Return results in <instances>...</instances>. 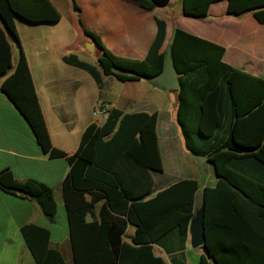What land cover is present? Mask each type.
<instances>
[{
	"label": "trees",
	"instance_id": "1",
	"mask_svg": "<svg viewBox=\"0 0 264 264\" xmlns=\"http://www.w3.org/2000/svg\"><path fill=\"white\" fill-rule=\"evenodd\" d=\"M132 1L152 9L169 0ZM214 1L181 0V13L204 16ZM73 8L79 12L74 1ZM246 11L264 22V0H226L225 14ZM14 15L27 22H54L59 13L48 0H0V75L11 69L0 90L25 119L42 153L66 156L51 146L21 51L11 67L9 42L19 45ZM78 22L88 41L102 48L96 57L101 74L124 81L161 70L162 20L155 19L156 32L143 58L113 53L79 17ZM167 45L179 83L175 121L184 147L209 161L216 176L214 186L200 191L204 253L195 264H264V78L224 63L221 46L180 28H173ZM63 60L94 73L84 62ZM154 127V113L110 107L101 123L83 129L76 149L66 156L69 168L60 187L72 264H166L151 244L173 234L177 244L163 246L164 251L183 247L198 184L182 179L149 193V170L161 169ZM0 189L32 199L52 220L55 202L46 184L19 181L4 169ZM127 225L132 232L124 241ZM20 232L35 264H67L49 245L47 229L26 224Z\"/></svg>",
	"mask_w": 264,
	"mask_h": 264
},
{
	"label": "crops",
	"instance_id": "2",
	"mask_svg": "<svg viewBox=\"0 0 264 264\" xmlns=\"http://www.w3.org/2000/svg\"><path fill=\"white\" fill-rule=\"evenodd\" d=\"M48 1L59 13V19L27 22L13 18L19 45L9 44L11 67L19 51L25 58L51 146L65 152L66 156L72 154L81 132L93 122L90 111L95 102H105L128 113H154L161 169L149 170V193L153 195L177 180L193 179L198 184L193 208L198 207L201 189L214 186L216 176L209 161L184 147L175 121L176 91L159 90L143 78L120 81L112 75L101 74L96 57L83 48L88 38L78 17L86 29L117 55L143 58L156 32L155 19H160L165 24L160 51L177 27L221 46L224 63L263 78L264 22L257 21L251 11L237 16L225 14L226 0L211 2L201 17L183 15L181 0L175 9L171 7L172 0L152 9L142 8L132 0ZM73 1L79 12L74 10ZM63 57L90 65L94 73ZM10 70L0 75V83ZM66 156L49 157L42 153L25 119L0 90V171L9 170L19 181L34 179L46 184L55 202V213L49 220L32 199L0 189V264H35L20 232L21 226L26 224L47 229L49 245L57 249L61 241L57 227L63 221V240H67L69 247L60 187L69 168ZM96 210L97 207L95 214ZM90 219L87 215L86 220ZM131 232L132 227L127 225L121 239L127 241ZM170 237L172 244H177L178 237L175 234ZM182 244L181 249L170 252L163 249L168 243H152L151 246L153 253L166 264H171V258L175 264H195L204 250L197 246L188 252L191 246L187 230ZM165 254L169 255L167 262L162 256Z\"/></svg>",
	"mask_w": 264,
	"mask_h": 264
},
{
	"label": "water",
	"instance_id": "3",
	"mask_svg": "<svg viewBox=\"0 0 264 264\" xmlns=\"http://www.w3.org/2000/svg\"><path fill=\"white\" fill-rule=\"evenodd\" d=\"M83 48L94 57H97L102 51V48L93 40L85 41L83 43ZM143 79H145L147 82L162 91L178 88L179 83L177 78V72L173 67L171 60V52L168 45L165 46L163 51L161 70L156 74L144 76ZM187 231L189 245L192 248L203 245L204 231L202 205L193 208L192 215L188 222Z\"/></svg>",
	"mask_w": 264,
	"mask_h": 264
},
{
	"label": "rangeland",
	"instance_id": "4",
	"mask_svg": "<svg viewBox=\"0 0 264 264\" xmlns=\"http://www.w3.org/2000/svg\"><path fill=\"white\" fill-rule=\"evenodd\" d=\"M179 1L180 0H172L171 1V7H173L174 9L175 8H177L178 6H179ZM13 18H20L19 16H17V15H14V17ZM10 42H13V41H10ZM12 50H13V53H14V46H12ZM9 71V70H8ZM7 71V72H8ZM6 72V73H7ZM170 91H172V92H175L176 91V88L175 89H171ZM58 226H60V227H57L58 228V234H59V236H58V240H61L60 241V244H59V246H57V249L60 251V253L62 254V256H63V259L65 260V262L67 263V264H72L71 263V258H70V251H69V247H68V243H67V240H63V236H64V228H65V225H64V222L62 221V222H60V224L58 225ZM172 241H173V239L170 237V235L168 236V237H164L162 240H161V242H163V243H168L169 245H171L172 244ZM198 248H200L199 250H203V248L202 247H198ZM188 249V252H192L193 250H194V248H191V247H188L187 248ZM163 257H164V259H165V261L167 262L168 260V258H169V255L168 254H165V255H162ZM189 258V256H187V259ZM190 259V258H189ZM169 262L171 263V264H175V260L174 259H170L169 260Z\"/></svg>",
	"mask_w": 264,
	"mask_h": 264
},
{
	"label": "built area",
	"instance_id": "5",
	"mask_svg": "<svg viewBox=\"0 0 264 264\" xmlns=\"http://www.w3.org/2000/svg\"><path fill=\"white\" fill-rule=\"evenodd\" d=\"M109 108V104L105 102H95L90 111L93 122L101 123L106 118Z\"/></svg>",
	"mask_w": 264,
	"mask_h": 264
}]
</instances>
